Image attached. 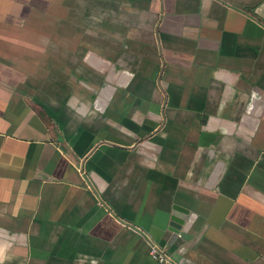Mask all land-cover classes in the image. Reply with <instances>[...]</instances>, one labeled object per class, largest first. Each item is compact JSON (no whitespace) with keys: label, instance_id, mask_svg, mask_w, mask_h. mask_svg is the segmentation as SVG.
Here are the masks:
<instances>
[{"label":"crops","instance_id":"0c3cea01","mask_svg":"<svg viewBox=\"0 0 264 264\" xmlns=\"http://www.w3.org/2000/svg\"><path fill=\"white\" fill-rule=\"evenodd\" d=\"M151 248L264 264V0H0V264Z\"/></svg>","mask_w":264,"mask_h":264},{"label":"built area","instance_id":"2783aa9c","mask_svg":"<svg viewBox=\"0 0 264 264\" xmlns=\"http://www.w3.org/2000/svg\"><path fill=\"white\" fill-rule=\"evenodd\" d=\"M150 254L157 264H175L169 257L157 248H151Z\"/></svg>","mask_w":264,"mask_h":264},{"label":"water","instance_id":"95a60500","mask_svg":"<svg viewBox=\"0 0 264 264\" xmlns=\"http://www.w3.org/2000/svg\"><path fill=\"white\" fill-rule=\"evenodd\" d=\"M175 220H177V218H174Z\"/></svg>","mask_w":264,"mask_h":264},{"label":"rangeland","instance_id":"374dc122","mask_svg":"<svg viewBox=\"0 0 264 264\" xmlns=\"http://www.w3.org/2000/svg\"><path fill=\"white\" fill-rule=\"evenodd\" d=\"M88 72V71H87Z\"/></svg>","mask_w":264,"mask_h":264}]
</instances>
